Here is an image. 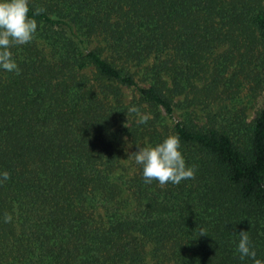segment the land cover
<instances>
[{
	"label": "trees",
	"instance_id": "16d2710c",
	"mask_svg": "<svg viewBox=\"0 0 264 264\" xmlns=\"http://www.w3.org/2000/svg\"><path fill=\"white\" fill-rule=\"evenodd\" d=\"M29 8L34 39L10 49L20 74L0 68V173L10 174L0 184V264H140L146 247L153 264H254L240 259L241 231L264 262V101L248 122L173 118V106L186 110L180 101L196 98L186 93L209 57L216 73L233 57L256 60L254 80L264 83V0H29ZM241 42L255 45V59ZM216 81L198 90L212 96ZM122 87L150 110L144 126L116 125L127 113ZM160 118L171 119L194 179L145 183L132 154L168 137L154 128ZM125 136L131 207L113 179Z\"/></svg>",
	"mask_w": 264,
	"mask_h": 264
},
{
	"label": "rangeland",
	"instance_id": "374dc122",
	"mask_svg": "<svg viewBox=\"0 0 264 264\" xmlns=\"http://www.w3.org/2000/svg\"><path fill=\"white\" fill-rule=\"evenodd\" d=\"M95 42L90 44L92 47ZM241 45L245 47V49L250 50L247 53H250L252 57H255V45L253 48L246 46L243 42ZM224 48V46L216 49L215 53L220 52ZM244 49V48H243ZM255 59V58H254ZM208 65L204 66L203 70H196V76L194 77V86L192 91L190 90L186 94L188 99L191 97H196L193 101H180L183 103L181 106H187L186 110H180L179 106H173V118L181 119L183 113H187L191 116V118L195 121H203L206 116L216 113L225 115L229 118L234 115L240 116L246 122L250 121L255 113L261 107L262 102L264 101V83L263 82H255L254 77L256 74L262 75L259 66L256 64V60L254 62H241L238 63V58L233 57L232 60L227 64L225 69L217 71H213V66L211 65L212 59L211 57L207 58L206 61ZM91 68H87L85 70V74L91 76ZM213 74L217 75V81L213 83V88L216 87L212 96L210 94H205L198 89L203 86H207L209 80L213 76ZM134 79L137 84L144 85L141 81V76L139 73L134 75ZM258 83V84H257ZM184 98L183 95L178 96L177 99L182 100ZM190 98V99H191ZM139 101L137 92L132 87H122L121 95H120V103L126 107L127 113L124 112V117L116 122V125L130 124V121H138L139 116L136 112H130L129 109L134 106V103ZM176 102V101H173ZM137 108V107H136ZM139 109V108H137ZM150 114L149 109H143V112L139 110V114ZM151 116V114H150ZM138 123V122H137ZM171 119L169 118H160L159 123H155L154 128L158 132H164L169 136L171 130ZM144 126V124H142ZM149 128H152L149 126ZM124 141V151L123 156L119 160L116 170L114 172V181L121 186V196L122 205L129 204L131 207V203H128L127 192L123 187V181L128 179L132 173V160L130 157L131 140L128 137H123ZM146 255L143 261L140 264H153V260L149 254V248H145Z\"/></svg>",
	"mask_w": 264,
	"mask_h": 264
},
{
	"label": "clouds",
	"instance_id": "9594fccd",
	"mask_svg": "<svg viewBox=\"0 0 264 264\" xmlns=\"http://www.w3.org/2000/svg\"><path fill=\"white\" fill-rule=\"evenodd\" d=\"M29 0H0V68L7 72L20 74V69L13 59L10 49L14 46L30 43L37 31V22L29 18ZM45 9L38 7L35 15H40ZM139 116L138 123L145 124L151 119L150 114H139L135 107L129 109ZM127 127V124L125 125ZM131 147V145H129ZM181 142L178 136H168L162 143L155 146L138 148L133 153L135 162L143 167V177L146 184L158 181L161 187L171 183L179 185L182 180L194 179L196 169L187 167L180 151ZM0 184L10 179L7 171L0 173ZM12 216L5 214L4 222L10 223ZM203 234V233H202ZM240 240L237 251L240 259L250 257L254 264H264L256 259L255 250L250 248V238L247 232L239 233Z\"/></svg>",
	"mask_w": 264,
	"mask_h": 264
}]
</instances>
